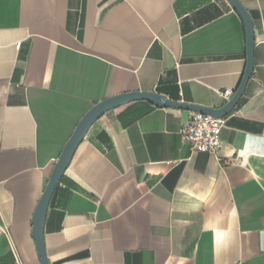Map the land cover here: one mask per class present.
Listing matches in <instances>:
<instances>
[{
  "label": "crops",
  "instance_id": "crops-1",
  "mask_svg": "<svg viewBox=\"0 0 264 264\" xmlns=\"http://www.w3.org/2000/svg\"><path fill=\"white\" fill-rule=\"evenodd\" d=\"M255 67L219 155L191 152L197 112L140 100L107 112L51 199V264H264V0H241ZM228 0H0V264H40L32 219L79 121L155 91L221 108L246 67Z\"/></svg>",
  "mask_w": 264,
  "mask_h": 264
},
{
  "label": "water",
  "instance_id": "water-1",
  "mask_svg": "<svg viewBox=\"0 0 264 264\" xmlns=\"http://www.w3.org/2000/svg\"><path fill=\"white\" fill-rule=\"evenodd\" d=\"M234 10L242 18L246 29V67L238 88L232 98L221 108H208L169 99L155 91H134L117 94L93 105L79 121L72 136L64 146L52 168L49 181L41 196L32 219V236L36 243L37 256L40 264H51L45 247L44 230L51 199L60 184L66 170L92 125L107 112L131 102L145 100L159 107H172L202 113L214 119L228 116L240 102L246 87L253 76L255 67V26L254 21L241 0H228Z\"/></svg>",
  "mask_w": 264,
  "mask_h": 264
},
{
  "label": "built area",
  "instance_id": "built-area-1",
  "mask_svg": "<svg viewBox=\"0 0 264 264\" xmlns=\"http://www.w3.org/2000/svg\"><path fill=\"white\" fill-rule=\"evenodd\" d=\"M234 89H226L220 95L229 101ZM225 120L214 119L202 113H195L182 129V137L189 145L191 152H209L219 155L222 149L221 132Z\"/></svg>",
  "mask_w": 264,
  "mask_h": 264
}]
</instances>
